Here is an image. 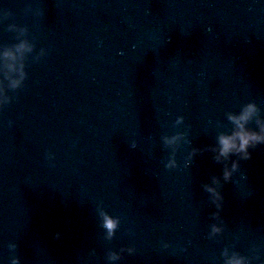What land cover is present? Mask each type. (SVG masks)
Wrapping results in <instances>:
<instances>
[{
    "label": "water",
    "instance_id": "obj_1",
    "mask_svg": "<svg viewBox=\"0 0 264 264\" xmlns=\"http://www.w3.org/2000/svg\"><path fill=\"white\" fill-rule=\"evenodd\" d=\"M21 40L0 264H264V144L215 151L228 113L264 119V0H0V47Z\"/></svg>",
    "mask_w": 264,
    "mask_h": 264
},
{
    "label": "clouds",
    "instance_id": "obj_2",
    "mask_svg": "<svg viewBox=\"0 0 264 264\" xmlns=\"http://www.w3.org/2000/svg\"><path fill=\"white\" fill-rule=\"evenodd\" d=\"M7 14V13H5ZM31 45L26 41L21 40L19 43L15 44L12 47H0V60L4 61H20L17 66L15 63H8L6 65L9 72L18 73L17 78H11L10 85L15 88L18 87L21 81L24 78V65L22 63V57L24 52L30 51ZM7 76V73L5 74ZM7 97L3 96L2 89H0V102H6ZM255 117L257 129H251L247 127V124L250 120ZM227 119L232 122L233 129L229 133H220L217 136V148L215 151L217 154V159L220 157L227 158L231 153H238L243 158H248L250 156L249 148L255 147L258 144H264V119H261L259 116V108L255 102L249 101L241 107L239 113H228ZM175 139V138H173ZM171 142V141H169ZM236 163L234 162L232 168H236ZM231 175L228 169L224 171V178L227 180ZM209 192L215 193V189L206 186ZM104 227L108 230L109 237L112 235L114 229L117 227L118 221L115 218L108 216L107 214L102 213ZM213 232L220 231L215 225L212 228ZM131 251V249H129ZM225 255H227V250H225ZM111 259H115V254L110 256ZM13 264H16L15 260ZM225 264H246L245 258L233 253L225 261Z\"/></svg>",
    "mask_w": 264,
    "mask_h": 264
}]
</instances>
